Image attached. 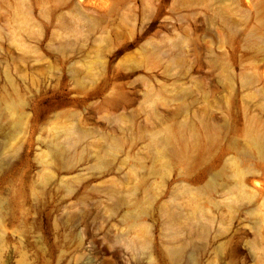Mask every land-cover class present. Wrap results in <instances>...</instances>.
I'll return each mask as SVG.
<instances>
[{
  "label": "rangeland",
  "instance_id": "rangeland-1",
  "mask_svg": "<svg viewBox=\"0 0 264 264\" xmlns=\"http://www.w3.org/2000/svg\"><path fill=\"white\" fill-rule=\"evenodd\" d=\"M0 264H264V0H0Z\"/></svg>",
  "mask_w": 264,
  "mask_h": 264
}]
</instances>
